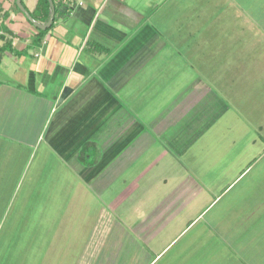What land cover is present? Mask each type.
Returning a JSON list of instances; mask_svg holds the SVG:
<instances>
[{
  "label": "crops",
  "instance_id": "crops-1",
  "mask_svg": "<svg viewBox=\"0 0 264 264\" xmlns=\"http://www.w3.org/2000/svg\"><path fill=\"white\" fill-rule=\"evenodd\" d=\"M20 2L30 18L35 16L32 19L36 23H47L50 6L45 18L44 11L37 8L38 0ZM52 4L53 23L39 30L18 9L16 0H0V48L9 44L14 52L5 50L0 54V144L12 142L17 148L28 149L30 156L35 152L34 159L42 144V162L34 164L39 174L33 172L28 179L32 181L31 186H48L45 190L33 187L30 192L34 190V196L28 195L25 187L27 195L21 194L17 199L13 194L19 179L8 178L0 162L1 193L7 192L4 198L9 196L10 210L13 207L14 213L21 218L16 223L25 219L21 229L29 222L32 224L25 228L29 238L25 242L18 241L16 223L10 224L5 231L11 234L9 238L0 236V264H62L66 259L62 249L71 254L77 249L73 264H264L263 114L262 119H257L259 115L253 119L257 122L253 126V137L247 126L245 135L242 130L233 135L231 127L226 129L224 125L221 133L223 144H227L225 149L238 144L239 152L254 153L249 155L250 159L240 154L238 158L241 157L244 168L235 175L225 176V183L215 191L205 185L203 179L185 184L184 190L173 184L168 186L164 199L153 195L155 202L149 207L150 214H145L136 202L134 213L132 210L128 216L125 215L132 207L122 204L128 194L123 188L112 191L117 182L122 186L126 182L130 171L127 160L140 156L144 148L135 145L146 135L136 131L127 138V144L119 140V136L133 131L131 119H135L133 104L125 106L120 102L123 95L129 98L130 89L124 88L125 84L122 87L126 73L140 67L144 74L154 67L157 72H175L168 76L172 81L156 87L155 103L161 101L160 90L175 87L174 77L181 70L195 73L216 91V87L229 89L222 82L226 73L228 78L231 74L233 80L244 74L251 87H261L264 80V0H53ZM217 8L219 33L204 32L199 25L207 17L209 24H214L211 17H218L214 11ZM225 9H229L230 16ZM223 13L233 20L235 32L220 24ZM41 31H45V35L40 38ZM245 35L248 37H243ZM181 41L187 44L183 46ZM148 42L152 46H148ZM144 55L148 56L145 63L142 61ZM250 57L257 59L250 61ZM134 61L138 63L132 64ZM154 79L152 74L149 82ZM229 82L232 85V80ZM217 96L226 110V99H222L218 91ZM187 99L188 107L194 106L191 102L199 101L194 95ZM214 110L207 112L218 117L213 118L210 125L202 124L207 125L206 136H201L202 147L208 150L219 145H211L208 141L220 132L216 126L221 125V119ZM162 114L160 117L165 120ZM206 116L209 121L211 114L208 112ZM136 121H140L137 114ZM228 134L232 137L229 143L225 142ZM10 146H6L9 152ZM168 147L170 152H175L176 148ZM257 153L260 154L254 157ZM216 161L218 154L203 163L201 169L213 170ZM73 171L78 173L80 182L91 180V184L88 183L93 195L90 192L70 193L73 186L76 187L71 181ZM138 176L133 184H139ZM163 183L167 182L163 180ZM65 194L74 197L76 210L73 212L77 213L75 217L81 215V218L69 224L61 223L60 219L50 223V217L65 218V215L53 209L46 214L47 204L60 207ZM89 197L93 201L85 208L79 201L88 202ZM183 201V207L192 215L187 216L181 228L171 227L166 232L172 234L168 240L159 238L162 232L159 227L175 218L178 214L175 208ZM166 202L165 213H162L161 206ZM161 215L166 217L165 224L160 223L163 221ZM29 216H40L42 224L35 218L30 220ZM76 226L89 232L85 241H69V236L61 235L73 233ZM40 227L46 235L42 240H33L35 237L29 232ZM179 245L184 250H198L201 255L198 258L168 256ZM18 247L25 251L22 259L7 254V249ZM213 249L221 255L207 254Z\"/></svg>",
  "mask_w": 264,
  "mask_h": 264
},
{
  "label": "rangeland",
  "instance_id": "rangeland-1",
  "mask_svg": "<svg viewBox=\"0 0 264 264\" xmlns=\"http://www.w3.org/2000/svg\"><path fill=\"white\" fill-rule=\"evenodd\" d=\"M225 10H226L225 13L228 16H230L229 9H225ZM214 11L218 14V17L216 15L211 17V20H214L215 23L209 24L210 20L207 17L203 20L202 25L199 26L203 27L204 32L218 34L219 32L217 31V29L219 23V9L217 8ZM220 24H222L224 28L235 32V24L233 23V20H231L230 17H227L224 13L221 16ZM243 37H248V35H245ZM203 41H207V40H203ZM180 43L183 46L187 44L186 42H182V41ZM147 44H149V42ZM148 46H152V43H150ZM199 49H202V47L199 46ZM253 56H254V51H253ZM147 57H148L147 55H144V59H142L143 63H145L144 61L147 59ZM254 59L257 58L250 57V61H253ZM136 63L138 62L136 61ZM136 63L135 61L132 62V64H136ZM159 63L160 61L158 62V64ZM139 64H141V61L139 62ZM178 64L180 65L179 62ZM245 65H246V61L243 62V66ZM111 68H113V66ZM127 70H129V68H127ZM233 70L236 72L235 68ZM256 72L258 74L261 73L259 72L258 69L256 70ZM156 73L159 74V77L158 76L156 77L157 75ZM173 73L175 72H170V73L168 71H166L165 73H163V71L157 72L156 67H154L150 69L149 72L144 74L143 67H140L139 69H134L126 73L125 81H123L124 83L122 87L125 84L124 88L126 87V89H130V92H129V98L127 97V94L123 95L124 98H122V101L120 102L121 103L123 102L125 106L126 104L129 105L133 104L132 107L134 109L132 111H134L133 113L135 114V119H131L133 123L131 129H133V131H128V134L126 133V135L124 134L123 136H119L120 137L119 140H123L124 143L127 144L128 137L131 138L132 135L136 133V131L138 132L141 131L142 133L146 134L145 135L146 137L144 136L142 138L143 142L141 141L137 143V145L135 146L136 147L143 146L144 149L149 147L147 150L145 149L146 151H144V149L142 148L143 150L139 157L137 156L132 157L131 158L132 161L127 160V162L130 163L129 165L130 171L127 177L125 178L126 182L123 183V186L121 185L122 184L121 182H117L112 186V191L118 192V190L123 188L125 193L128 194L125 196L127 198L125 202L124 200H122L123 201L122 204H126L125 207H132V209L125 216L130 215L132 210H133L132 213H134L133 206L136 202H139L138 204L139 208L142 206V211L145 214H150L149 207L151 208L152 204H154L155 202L153 201L154 196H158L164 199L165 197L164 194L168 193V186H173V184L184 190L185 184L189 185L192 183V181H196L197 179L200 180L201 182L203 179L204 184L208 185L209 187L215 188L213 190L215 191L217 188H219V186H222L225 183L226 181L225 176L235 175L238 171L244 168L243 166L245 165L244 163L241 162L242 160L241 157L244 156L247 157V159H250L249 155L254 153L253 151L239 152L240 150L239 148L241 147L238 144H235L232 149H227V148L225 149V145L227 144H223L224 139L222 140L221 130L222 131L224 130V125H225L226 129H228V127H231V132H232L231 134L235 135L236 133L242 130L243 135H245V127L247 126L249 133L252 135V137L255 135L253 126L257 122H254L253 119L255 117L257 118V116L259 115L257 119L260 120L262 119L261 114L264 115V80H262L263 83L261 87L258 88L256 86L255 88V87H251L249 81L246 80V78L244 77V74L242 75L239 74V77L238 78L235 77L233 80L231 78L232 75L229 74V78H228V73H226V79L223 80L222 82L225 85H227L229 89L216 87L217 91L222 96L221 98L222 99L224 98L227 101L224 102L227 108L225 110V108H223V106L221 105V103H219L217 99L218 96L216 90L210 88L209 85L206 82H204L202 78L198 77L195 73L186 70H181L179 71L178 75H176L175 77L173 76L176 82L175 87H169L167 89L160 90L159 96L161 95L160 96L161 101L155 103L154 101L155 100L157 101V98L155 96L157 90L156 87L160 88L161 84L165 85L169 81H172V79L169 78L170 77L169 75ZM152 74L153 76H155L154 82H149L151 80ZM230 80H232V85H230L231 84L229 82ZM233 82L235 83L234 85ZM151 83L153 85L150 87ZM190 94L194 95L195 98L199 100L197 103H195L194 101L191 102L194 105L192 107L187 106L188 104L187 96H191ZM125 106L123 105V108ZM208 109L210 110L215 109L214 111L218 112V115L221 119V125L216 126L219 127L217 131L220 130V132L217 135L213 136V138L210 139L208 138V141L211 142V145L217 143L219 144L216 147V149L213 150H208L207 149L208 147H202L204 140L203 138H201V136H206L205 133L207 132L206 130L207 125L202 126V124L210 125L211 120L213 118L216 119L218 117L217 115L212 117L213 112L208 111L211 114V117L209 118L208 121L206 119L207 117L206 114L208 113L207 112ZM161 113H163L162 115L166 116L164 117L165 120L162 119V117H160ZM136 114H137V118L140 121H136ZM227 114L230 115L234 114V116H225ZM138 115H143V116L139 118ZM261 135L263 136L264 139V130L261 132ZM135 140L134 141L132 140L133 143H135ZM231 140H232L231 135L229 134L226 135L225 142L229 143L231 142ZM160 141L164 142L167 145L161 144ZM9 144L11 145L10 152L6 147ZM243 144H246L244 140H243ZM14 145L15 144H13L12 142L0 144V146H2L0 148V162L2 164L1 165L2 172H5L8 178L12 176V177H16L17 180L19 179L18 185L16 186L13 195H17V199H19V196L21 194H23L24 196L25 194L24 190H26L25 187H27L28 195L30 196H34L32 195L34 193V190L30 192L33 189V187L34 189H39V188L41 189V187L43 190L47 189L48 186L45 185L43 186L42 184L41 185L39 184V186H31L30 183L32 181L29 182L28 179L33 172L38 173L40 171L39 168L36 167L34 164L38 162L37 164L40 165L42 162V157L44 156V154L41 153V149H42L41 146L43 145L41 144L40 147L38 146L39 149L37 150L35 159H34L35 152L32 156H30L28 149H23V147L21 148L19 146L17 148V146ZM204 145H207V142H205ZM168 146H171L172 149L176 148L175 152L178 154V156H176L175 152L174 153L170 152ZM242 148H246V146H242ZM206 150H208V152H206ZM139 151L138 154L140 153ZM216 154H218V161H216V165L214 166L213 170L212 168H209L208 170L206 169L209 173H207V171H203L201 169L202 164L205 162L208 163L209 160H211V158L214 157ZM259 154L260 153L254 154V157ZM239 155L241 156L240 159L238 158ZM254 157L252 158V160L254 159ZM26 162L27 165L25 166ZM167 165L168 167L166 168ZM185 172H186V177H185ZM187 172L190 174L188 175ZM204 172H206V174H204ZM71 174L74 177L71 179V181L72 183L76 184V187L74 188L73 186V190H70L71 194L76 195V193L90 192V194L93 195V188H91V186L89 185V183L91 184V180L88 181L89 183L88 182L83 183L80 182L77 172L73 171ZM136 175H139L138 180L136 179L137 181H139L138 185L135 182L133 184L134 181L133 179L135 178ZM181 175L184 176L181 177ZM163 180H165L167 183L166 184L163 183ZM78 183H80L82 186L78 185ZM180 184H182V186ZM13 185H14L13 187H15L14 183ZM4 187L5 189L10 188V186H4ZM50 187H53L54 189V186H50ZM6 193L7 192L5 191L2 194L0 187V214L6 209L5 215L2 217L0 216V221H1L0 236L5 235L7 236V238H9L11 234L6 233L5 231L10 226V224L18 222L19 220H21V218L17 217V213H14L13 207H12V211L10 210L12 202L9 199V196L4 198L6 196ZM149 194L151 196L148 198ZM65 201L66 203L64 207ZM87 201L88 202H85V200L79 201V203L86 208V206H88L87 204L92 203L93 198L89 197ZM55 203H59V202H55ZM75 204L76 202H74V197L71 198V196L69 195H66L64 197V201L60 203V207L58 208L50 205V203L47 204L49 207L47 206L45 208L46 214L48 210L52 211L53 209L55 212L63 213V216L65 215V218H61V216H56V218L50 217L49 222L55 223L60 219L62 220L61 223L69 224V222H73L74 220L77 221L79 218H81V215L79 218L75 217V215H77L76 212H73L76 210ZM167 204L168 202H166L163 206H161L162 213H165L164 208L166 207ZM183 204L184 201L180 205L176 206L177 208L175 209H178V214L175 215V218L171 219L169 223H167L168 225H161L159 227V229L162 230V232L159 233L160 235L159 238L164 237V239L166 238L168 240L172 234L166 232L169 231L171 227L181 228L184 225L187 216L190 217L192 215L189 210L187 209L185 210ZM175 209H173V211ZM34 218L37 219L38 223L40 222V224H42V222L39 220V218H41L40 216H35ZM34 218H32V216H29L30 220ZM160 218L161 220L163 219V221H160V223L165 224L166 217L161 215ZM128 219H132V217ZM24 223H25V219L22 220L21 223H16L18 241H22V242H25V239L29 240V238L26 235L25 228L28 227L29 225H32L29 222L24 226H22L21 229V225H23ZM127 223L129 224V221H127ZM132 223H134L133 220ZM31 227L32 226H30L29 229ZM166 228L167 230H165ZM34 229L35 232H29L32 234V237H35L33 238V240H37V239L42 240L43 236L46 235V233L43 230V227H40L38 229L34 228ZM84 230L85 228L76 226L73 229V233L61 234V235L69 236L67 238L69 241L73 239L74 241L81 240L83 242V240L85 241L89 235V232L87 231L84 232ZM75 251L77 253V249ZM210 251L211 252L207 254L221 255V252H218L219 254H216L217 251L215 249ZM50 253L54 254V251L51 250ZM61 253H64L63 258H66L65 260H63L62 264H73V260H75L77 256L76 253L71 254L69 253L68 250H64V249H62ZM7 254L12 257L18 256L19 258L22 259V257L25 256L24 255L25 251L24 249L18 247L14 249H7ZM173 255L198 258L199 255H201V253L198 252V250L181 249L179 245V247L176 246L175 249H173L168 256L171 257Z\"/></svg>",
  "mask_w": 264,
  "mask_h": 264
},
{
  "label": "water",
  "instance_id": "water-1",
  "mask_svg": "<svg viewBox=\"0 0 264 264\" xmlns=\"http://www.w3.org/2000/svg\"><path fill=\"white\" fill-rule=\"evenodd\" d=\"M49 6L51 8V11L49 13V18L46 24L44 25H40L38 23H36L32 18L29 17V14L25 11V9L23 8L20 0H16V5L18 7V9L20 11H22L24 13V15L29 19V21L33 24L34 27H36L39 30H45L46 28L50 27V25L53 23V18H54V9H53V4H52V0H48Z\"/></svg>",
  "mask_w": 264,
  "mask_h": 264
},
{
  "label": "trees",
  "instance_id": "trees-1",
  "mask_svg": "<svg viewBox=\"0 0 264 264\" xmlns=\"http://www.w3.org/2000/svg\"><path fill=\"white\" fill-rule=\"evenodd\" d=\"M53 1V0H52ZM48 7H49V4H48V0H38V10H42L44 11V17L47 18L48 17ZM33 19L35 18L34 15L31 16ZM39 35H40V38L43 37L45 35V31L44 32H39ZM39 38V40H40ZM5 50H9L10 52H13L11 46L9 44H6L5 46L1 47L0 48V54L2 52H4ZM14 53V52H13ZM87 148V147H85ZM83 154V153H82ZM96 153L95 151L93 150V156L95 157Z\"/></svg>",
  "mask_w": 264,
  "mask_h": 264
}]
</instances>
